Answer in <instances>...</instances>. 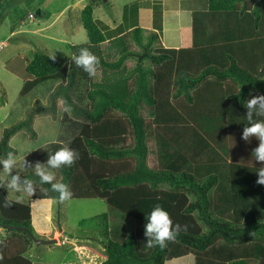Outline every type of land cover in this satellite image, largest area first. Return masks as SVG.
Returning <instances> with one entry per match:
<instances>
[{
    "label": "trees",
    "instance_id": "obj_1",
    "mask_svg": "<svg viewBox=\"0 0 264 264\" xmlns=\"http://www.w3.org/2000/svg\"><path fill=\"white\" fill-rule=\"evenodd\" d=\"M99 1L91 0L80 11L90 48L86 49L97 57V66L120 71L132 56L127 47L119 49L116 60L108 61L111 55L104 54L101 46L130 35L141 49L138 55L144 53L152 67L136 59L125 77L132 76L133 86L118 92L93 87L92 76L73 59L60 67L37 51L25 67L30 78L20 92L23 96L53 80L66 84V90L81 91L79 130L66 146L75 149L79 159L59 170L60 183L67 184L70 199H98L108 206L107 213L96 217L104 248V260L98 264H166L185 255L196 264H264V185L257 183L255 172L260 162L251 161L259 141L241 139L248 124L245 103L250 91L264 94V0H205L206 8L191 16V47L177 50L160 44L161 4L153 12V30L133 25L127 32L121 26L112 30L100 26L93 15ZM3 12L0 5V20ZM80 50L73 49L72 57ZM156 67L163 70L156 72ZM169 87L172 99L183 98L195 107L200 101L204 113L191 112L190 122L183 118L169 101L158 99ZM144 108L162 131L160 168L147 163ZM182 124L196 128L182 129V134L176 130ZM20 125L3 132L0 159L12 151L9 139ZM226 135L232 143H242L246 159H227ZM11 175H17L21 184L30 179L16 170ZM9 179L0 167V228L5 231L0 264H31L25 257L33 246L30 235L35 237L30 201L60 200L59 194L39 179L32 181L33 193L16 192L3 186ZM6 201L11 206L5 207ZM156 205L168 211L174 224L187 226L165 248L149 247L144 235L146 216ZM115 219L122 220L118 226Z\"/></svg>",
    "mask_w": 264,
    "mask_h": 264
},
{
    "label": "rangeland",
    "instance_id": "obj_2",
    "mask_svg": "<svg viewBox=\"0 0 264 264\" xmlns=\"http://www.w3.org/2000/svg\"><path fill=\"white\" fill-rule=\"evenodd\" d=\"M77 1L79 3L76 5ZM90 1L0 0V5L4 7L0 20V43L5 42L4 48L0 51V139L6 130H10L21 123H26L25 126L20 125L18 131L9 139L8 144L12 152L17 156V165L14 166L13 170L26 174L30 177L29 180L33 182H35V179H39L33 170L36 162L46 163L53 152L59 148L66 147L78 132L81 120L79 113L84 103L79 99L81 91L66 90V84L54 80L48 81L21 96L20 92L23 84L30 77L25 72L24 66L20 61L21 51L20 49H15V44L26 43L28 47L34 48V53L39 51L55 59L60 67L68 65L72 59L73 49L77 51L89 47L85 31L80 23L81 10L79 7L83 4H88ZM152 2L151 0H108L107 3H103V0H100L95 4L97 8H95L94 18L100 19L104 23L109 21L110 24L114 23L117 26H121L122 30H127L130 25H140L139 9L142 6L143 8H148L149 6L152 11L151 25L153 26V12H157L156 5H160V2ZM153 4H155L154 10ZM182 4L183 7L189 6L188 2H183ZM98 9L102 10L104 18H101ZM38 11L45 13V16L38 18ZM60 12L61 14H59ZM28 14L33 15L36 19L35 22L39 21V25H32L26 22L22 28L31 31L39 26L43 30L35 34L25 32L13 38H7L9 33L18 27L19 20H25ZM62 23L68 25V29H63L61 27ZM50 24L51 26L48 28ZM101 25L102 23H100ZM147 34V32L144 33V35ZM159 37L165 44H169L168 40L171 38L169 35L159 32ZM124 46L127 47L128 52L132 56H129L124 61L123 67L118 72L103 70L96 66V72L92 75L91 81L93 87H106L118 92L123 86L130 89L133 86V78L131 76L125 79V77L134 68L136 59L142 62L145 67L151 66L149 61L145 60L146 55L144 53L140 56L138 55L141 49L134 44L130 35L126 36L124 41H110L105 46H101V49L107 51L104 54L108 53L111 55L106 60L114 61L118 57L119 49ZM154 70L159 72L163 69L156 67ZM171 71L172 75H174V71ZM193 96H195V93H193ZM171 97L172 90L169 87L164 89L163 95L158 97V99L169 101L172 108H175L176 112L187 120L191 112L204 113V107H201L203 104L200 105V101H198L199 107H195L193 104L186 103L183 98L172 99ZM141 114L148 129V166L160 168L161 148L159 143L160 138H162V131L160 126H158L159 124L154 121L155 119L148 115L147 108H144ZM190 127L194 126L192 124H182L176 130L182 133V129H192ZM232 140L230 136L226 135L223 141L228 148L227 159L234 162L240 161V158L242 159L243 157V160L246 159V148L242 146L241 142L232 143ZM128 143L129 138L126 137L124 144ZM24 161L27 163H24ZM59 170H52L54 175L53 182H60L62 174H60ZM108 210L106 203L98 199L56 200L53 208V225L57 229L61 226L65 227V232L71 236L83 238L93 234L99 239L102 227L100 220L96 217L107 213ZM121 221L118 219L113 220L117 226ZM130 227L132 228V225ZM37 235L34 231V236L36 237ZM38 237L37 239H47L39 235ZM3 239H5V231L0 228V241H3ZM39 246L41 248L35 251V257L39 262L50 261L56 263L60 262L64 256L69 259L77 255L75 251L71 250V245L53 247L54 249L51 253L45 251L47 246ZM66 252L68 255L65 254ZM166 264H196V262L191 255H185L170 259L166 261ZM251 264L259 263L252 261Z\"/></svg>",
    "mask_w": 264,
    "mask_h": 264
},
{
    "label": "crops",
    "instance_id": "obj_3",
    "mask_svg": "<svg viewBox=\"0 0 264 264\" xmlns=\"http://www.w3.org/2000/svg\"><path fill=\"white\" fill-rule=\"evenodd\" d=\"M84 1V0H82ZM152 3H155L156 1L160 2L161 4V16H162V28L161 32L163 34L169 35L171 38L168 40V45L163 42L162 39H160V43L164 48L167 49H183V48H189L192 44V36H191V16L194 11L205 9V0H151ZM108 0H103V3H107ZM188 2V7H183L182 3ZM79 1H77L75 4L77 5ZM85 4L81 5L79 8L80 10L83 9ZM193 6V7H192ZM93 11V15L95 12ZM99 13L101 15V18L103 17V12L101 9H98ZM61 14V12L59 13ZM152 11L150 7L143 8L140 7L138 16L140 25H137L138 28L143 30H153L152 18H151ZM29 15V14H28ZM28 15L25 17V20L21 19L18 22V27L13 29L7 38H13L14 36L20 34V33H36L43 30V28H35L31 31L24 30L22 26L27 22L32 25L38 24L39 21L35 22V18L33 17L32 20L28 19ZM38 18H42L45 16V13L42 11H38L37 13ZM137 16V17H138ZM97 20V19H95ZM100 23H102L103 26H106L109 30H112L116 27H118L116 24L112 23L110 24L109 21H106L108 23L102 22L100 19H98ZM51 24L48 26L50 28ZM61 27L67 28L68 25L62 23ZM133 25L129 26V29H127V32L132 28ZM68 31V30H66ZM156 31V30H155ZM15 49L21 51L20 53V61L22 62L24 69L31 61L33 55H34V48L28 47V44L26 43H18L15 44ZM13 60V59H12ZM55 199H33L30 201V211H31V225L34 229V231L39 235L46 237L47 239H56L57 243L53 244L51 246H47L45 248L47 253H51L54 249L53 247H63L66 245H71V250L75 251V254L77 255L75 257H68L64 256L60 262H50V261H44L39 262L37 258L35 257V251L36 249L41 248L40 246H37L33 243L34 246L29 248L27 250L26 258L30 261L31 264H98L101 263L104 260V248H103V239L99 237V239L91 234L84 236L83 238H78L76 236H71L65 232V227L61 226L59 229L54 227L53 225V208L55 204ZM65 254L68 255L66 252Z\"/></svg>",
    "mask_w": 264,
    "mask_h": 264
},
{
    "label": "clouds",
    "instance_id": "obj_4",
    "mask_svg": "<svg viewBox=\"0 0 264 264\" xmlns=\"http://www.w3.org/2000/svg\"><path fill=\"white\" fill-rule=\"evenodd\" d=\"M77 67L82 68L84 72L92 76L96 72L98 63L97 57L88 49L82 48L79 55L72 57ZM245 103L247 109L248 124L244 127L241 139L249 142L251 138H256L259 143L252 151V162H260L261 166L256 168L257 183L264 185V94H253ZM254 114L257 119H254ZM79 159V153L70 147H62L53 152L46 163L36 162L34 166V173L39 177L41 184H50L51 189L59 194L61 201L68 200L72 197V192L69 190L67 184L60 182H53L55 169H61L65 166H72L76 160ZM24 163H27L24 161ZM17 165V156L14 152L9 151L6 158L0 159V167H2L10 176V179L3 185L8 189L16 192L24 191L33 193V182L25 179L21 184L17 175H11L14 166ZM5 207L11 206V201L5 202ZM147 223L145 225L144 235L147 238V245L149 247L159 246L165 248L168 242L174 241L179 233L186 231L187 226H182L178 223L174 224L170 214L166 209L160 205H156L150 213L146 216Z\"/></svg>",
    "mask_w": 264,
    "mask_h": 264
},
{
    "label": "water",
    "instance_id": "obj_5",
    "mask_svg": "<svg viewBox=\"0 0 264 264\" xmlns=\"http://www.w3.org/2000/svg\"><path fill=\"white\" fill-rule=\"evenodd\" d=\"M30 238L32 239V242L37 246L39 245L48 246V245H53L57 243V240L54 238L53 239H37L31 235H30Z\"/></svg>",
    "mask_w": 264,
    "mask_h": 264
},
{
    "label": "built area",
    "instance_id": "obj_6",
    "mask_svg": "<svg viewBox=\"0 0 264 264\" xmlns=\"http://www.w3.org/2000/svg\"><path fill=\"white\" fill-rule=\"evenodd\" d=\"M28 19H29V20H32V19H33V15L29 14V15H28ZM4 43H5V42H1V43H0V51L2 50V48H4V46H5Z\"/></svg>",
    "mask_w": 264,
    "mask_h": 264
}]
</instances>
